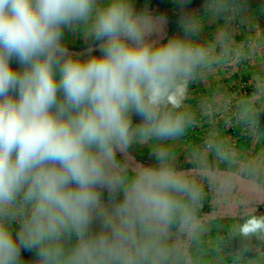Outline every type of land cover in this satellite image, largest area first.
I'll use <instances>...</instances> for the list:
<instances>
[{"label": "clouds", "instance_id": "obj_1", "mask_svg": "<svg viewBox=\"0 0 264 264\" xmlns=\"http://www.w3.org/2000/svg\"><path fill=\"white\" fill-rule=\"evenodd\" d=\"M235 4L206 0L219 24L210 39L205 18L188 15L182 35L152 40L163 18L138 13L134 0H0V264H23L21 248L36 250L35 264H225L223 245L236 237L245 244L233 264H264L259 248L245 257L253 240L264 243V215L238 200L240 218L221 234L214 219L224 210L202 212L206 185L216 205L238 183L264 192V147L255 150L264 66L250 93L217 89L190 102L191 85L264 53V33L231 27ZM65 28L98 41L100 54L68 53ZM205 121L202 140L179 147ZM133 145H149L155 163H132ZM181 153L192 168L179 166Z\"/></svg>", "mask_w": 264, "mask_h": 264}, {"label": "crops", "instance_id": "obj_2", "mask_svg": "<svg viewBox=\"0 0 264 264\" xmlns=\"http://www.w3.org/2000/svg\"><path fill=\"white\" fill-rule=\"evenodd\" d=\"M134 7L136 9V2H134ZM249 15L251 14H246V16H243V18H236V21H233L231 24L233 30H235L240 35H243L244 33L250 30L257 34L264 33V18H259L255 15H252L253 18L251 19L249 18ZM203 18H205V20L210 21L211 26L207 32H205L204 30L202 31L201 39H210L215 33L217 27H219V24L211 18ZM242 20L244 22H242ZM250 21L253 23L251 24ZM62 42H72L73 44L77 43L89 45L94 42V40L84 38L80 30L65 28L63 32ZM261 66H264V53H258L257 56L250 63H247L240 67L228 66L218 68L215 73L210 75L202 83H195L191 85V104L195 107L202 96L217 89L229 97L238 96V84L242 82H247L250 87L252 73L254 71H259ZM251 91L252 89L250 87V92ZM132 119L134 124H138L141 122V117L139 115L134 114ZM259 119L260 131L264 133V112L260 114ZM215 123L217 124V126L221 128L223 127V119H218ZM210 126L211 123L208 121L201 123L196 129L190 132L188 139L183 144L179 145V147H181L182 149H186L187 145L196 144L198 140L204 136L206 129ZM226 134L233 137L234 142L238 143L243 147L251 149L252 146L249 138L242 133V130L239 127H231L230 130H226ZM261 147H264V143L257 144L255 146V150L259 151ZM147 148L149 149V151H152L150 146L147 145ZM184 161V155L183 153H181L178 162L182 163ZM255 214L264 215V210L258 211ZM254 242L255 243L251 242V244L249 245V250L247 251L248 260H252L257 257L258 248L264 250V243H261L259 241ZM24 259L26 260L27 264H35V261L37 259L36 250L26 249Z\"/></svg>", "mask_w": 264, "mask_h": 264}, {"label": "rangeland", "instance_id": "obj_3", "mask_svg": "<svg viewBox=\"0 0 264 264\" xmlns=\"http://www.w3.org/2000/svg\"><path fill=\"white\" fill-rule=\"evenodd\" d=\"M241 2L244 3H263L264 0H239ZM134 2H137V0H134ZM167 5L166 8L164 9V16H177L178 14H180V12H183L186 16L188 15H196V11H193L189 4H190V0H166ZM243 16L246 15H237L236 18H243ZM249 18H253L252 15H249ZM262 20V19H260ZM264 20V19H263ZM233 21H236L233 20ZM210 21L205 20V24H204V28L203 30L205 32L208 31V29L210 28ZM183 31L181 33L179 32H175L174 35H182ZM75 42V41H74ZM98 41H94L89 45L86 44H77V43H64L62 42V45L67 49V51H75L76 49H83V48H92L93 46H95L97 44ZM11 67L14 70H22V65L20 64V62L18 61V59L16 57H13L10 61ZM239 86V84H238ZM235 128V127H233ZM227 130H230V128H228ZM203 138V137H202ZM202 138H200L198 140L197 143H199ZM149 146V145H148ZM147 145H133L129 150H128V156L131 157V162L135 163V164H153L155 163V158L154 156L150 155L152 151H149V149L147 150ZM118 158H121V155L118 153ZM179 166L181 168L184 169H190L192 168V165L188 162H186V160L184 162H178ZM238 186L240 188H242L244 191L247 192V197L251 198V199H259L261 200V202H256V204L251 203L250 207L255 209V213L258 211H263L264 210V192H251L248 190L247 185L243 184V183H238ZM109 200H110V194L108 191L106 190H102V201L103 203L108 206L109 204ZM251 202V201H248ZM240 217L238 215H232L228 216L227 214H223L222 216H220L217 219H214V223L215 224H219L221 226V228H217V231H221V234H224L223 229L227 228V226L233 221V220H238ZM99 226V222L97 221L94 224V227H98ZM215 232V229H214ZM255 240L252 241V243ZM245 242L241 240V238L236 237L233 238L231 240H226L225 244L223 245L224 248V252L226 254L225 256V264H233L232 262V257L235 256V251L236 250H241V248L244 246ZM27 248H21V252H20V258L23 261V264H27L26 260L24 259V254ZM247 254V259H248V253Z\"/></svg>", "mask_w": 264, "mask_h": 264}, {"label": "trees", "instance_id": "obj_4", "mask_svg": "<svg viewBox=\"0 0 264 264\" xmlns=\"http://www.w3.org/2000/svg\"><path fill=\"white\" fill-rule=\"evenodd\" d=\"M205 3L206 0H190L189 6L193 11L197 12V16L206 17ZM166 5V0H137L136 11L138 13L147 12L154 18H163V23L158 24V30L154 32L152 36L149 37V39L166 40L167 38L174 36L175 32L181 33L183 31L181 21L186 15L183 12H180V14H178L177 16H164V9L166 8ZM234 7L239 9V13L237 15L251 14L259 18H264V2L244 3L239 0H236V4L234 5ZM98 44L99 42H97V44L92 47L94 49L92 53H89V48L76 49L75 51L69 50L67 52L73 55H78L81 59H86L89 54H100L97 47ZM121 158L122 160L125 159V157L122 155ZM205 190L206 197L203 203L202 212L206 215H211L214 207H220L224 210L223 214L231 216V214H234L233 209L236 207L238 200H244L249 205L251 203L256 204V202H261V200L259 199H251L247 197V192L240 188L238 184L235 186L233 190V196L230 198V200L221 202L220 205H216L215 194L207 188V185L205 186ZM229 204H231V207H229Z\"/></svg>", "mask_w": 264, "mask_h": 264}, {"label": "built area", "instance_id": "obj_5", "mask_svg": "<svg viewBox=\"0 0 264 264\" xmlns=\"http://www.w3.org/2000/svg\"><path fill=\"white\" fill-rule=\"evenodd\" d=\"M238 91H239V95L245 94V93H250V87L249 84L247 82H242L239 84L238 86ZM18 225L17 224H13L12 225V229H13V233L15 235V232L18 230ZM240 250H236L235 253L237 254ZM235 254V255H236ZM245 257L247 259V254L245 253Z\"/></svg>", "mask_w": 264, "mask_h": 264}]
</instances>
